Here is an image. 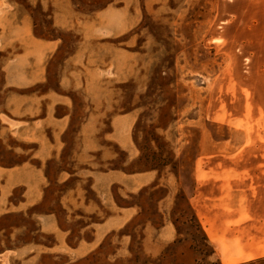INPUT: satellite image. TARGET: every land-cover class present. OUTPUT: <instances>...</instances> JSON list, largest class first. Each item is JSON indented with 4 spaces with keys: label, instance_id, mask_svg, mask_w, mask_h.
Returning a JSON list of instances; mask_svg holds the SVG:
<instances>
[{
    "label": "rangeland",
    "instance_id": "rangeland-1",
    "mask_svg": "<svg viewBox=\"0 0 264 264\" xmlns=\"http://www.w3.org/2000/svg\"><path fill=\"white\" fill-rule=\"evenodd\" d=\"M263 219L264 0H0V264H264Z\"/></svg>",
    "mask_w": 264,
    "mask_h": 264
},
{
    "label": "crops",
    "instance_id": "crops-1",
    "mask_svg": "<svg viewBox=\"0 0 264 264\" xmlns=\"http://www.w3.org/2000/svg\"><path fill=\"white\" fill-rule=\"evenodd\" d=\"M6 69V68H5ZM5 69H3V71L5 72V77H6V81L8 82L7 84H9L10 83V81L11 80H13V78H15L16 76H15V74L14 75H9V72H8V70L9 69H7V71H5ZM43 71H44V73H45V69H43ZM23 74H20V75H18V77H21V78H24V79H26V78H28V76L30 77V75L29 74H27L26 73V70L24 69L23 71H21ZM44 77V76H43ZM31 82V80L29 81V83ZM28 83V84H29ZM238 185V184H237ZM216 199V198H215ZM252 204L250 203L248 206H251ZM248 211H249V209H248ZM248 218H250L251 216H250V214H247L246 215ZM224 223H230L231 222V224H232V226H234V225H236L237 224V222L239 221V217L236 215V214H234V213H231V214H226V215H224ZM263 221H264V219H263ZM222 222V221H221ZM216 235V234H215ZM208 237L210 238V240L211 239H215V236H213V234L211 233L210 235H208ZM212 241V240H211ZM215 244H217V246H216V248H215V250L217 249V247L219 246V244L218 243H215ZM15 252V251H14Z\"/></svg>",
    "mask_w": 264,
    "mask_h": 264
}]
</instances>
